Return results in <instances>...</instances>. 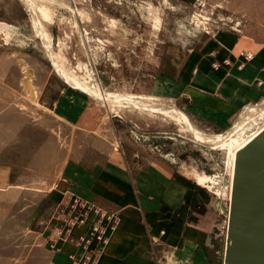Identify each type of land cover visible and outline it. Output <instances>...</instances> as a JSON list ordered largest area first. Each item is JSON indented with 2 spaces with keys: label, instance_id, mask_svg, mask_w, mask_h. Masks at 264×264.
Masks as SVG:
<instances>
[{
  "label": "rangeland",
  "instance_id": "1",
  "mask_svg": "<svg viewBox=\"0 0 264 264\" xmlns=\"http://www.w3.org/2000/svg\"><path fill=\"white\" fill-rule=\"evenodd\" d=\"M31 2L40 27L26 0H0V264H94L143 199L146 264H195L188 227L204 231L210 263L225 264L228 147L139 102L221 138L246 117L259 122L244 106L264 101V80L240 75L241 106L216 66L238 52L244 67L247 50L264 49V0ZM59 64L136 105L73 86ZM198 98L210 109L199 114ZM116 180L128 188L120 198Z\"/></svg>",
  "mask_w": 264,
  "mask_h": 264
},
{
  "label": "crops",
  "instance_id": "2",
  "mask_svg": "<svg viewBox=\"0 0 264 264\" xmlns=\"http://www.w3.org/2000/svg\"><path fill=\"white\" fill-rule=\"evenodd\" d=\"M256 45L257 47H255L254 50H250L249 48L245 47L246 49H249L247 51L253 52L255 57L251 62H247L244 67H241L244 57L241 59L238 52H236V56L238 57L235 60H230L226 57L223 64L221 63L222 66H216V79L219 81L218 86H220L221 82L223 83L230 78H234V80L231 81V83H234V85H231L229 88L233 89L231 93L236 96L233 101H239L238 99L241 98V102H237L242 103L241 106H244L246 102H242L243 98L245 97L244 91L241 92L238 88L240 87L238 81H241L242 79L240 75L245 72H250L252 74V81L264 80V49H262L263 45L260 46L258 43H256ZM229 60L232 61L234 65H232L233 63H231ZM229 65H232V67ZM235 70L238 72L233 75L232 73ZM233 103L234 102L231 101L227 102V110L230 111L232 109L236 111L239 108L241 109V106L239 107V105H235ZM195 107L199 114V111L210 109L205 102V99L202 100L199 98L197 99ZM218 109L219 108L217 106L216 109H214L216 114L219 111L222 113V111L226 110V107L225 109L220 107L219 111H217ZM118 182L120 183L118 180H116V183L115 181H112L111 184L116 186L113 187V189L120 198L123 192L128 191V188L122 187ZM130 198H128L129 202H125V205H129L131 204L130 202H134V198ZM146 206L148 207V204L143 199L141 205L143 214L140 213L135 217H132L133 215L130 214L133 211V205L131 207H127L128 210L121 214V224L118 232L114 235L113 239L107 246V249L100 255V257H98L94 264H146L148 261H150L149 240L147 236L148 228L144 224V222H147L146 216L144 214ZM189 231L191 232V236L188 234ZM181 239L185 241V247L190 249L191 253L189 256L191 259H193L195 264H211L204 248V231L198 228L188 227L186 229V233H184V236Z\"/></svg>",
  "mask_w": 264,
  "mask_h": 264
},
{
  "label": "water",
  "instance_id": "3",
  "mask_svg": "<svg viewBox=\"0 0 264 264\" xmlns=\"http://www.w3.org/2000/svg\"><path fill=\"white\" fill-rule=\"evenodd\" d=\"M225 264H264V131L236 157Z\"/></svg>",
  "mask_w": 264,
  "mask_h": 264
},
{
  "label": "bare ground",
  "instance_id": "4",
  "mask_svg": "<svg viewBox=\"0 0 264 264\" xmlns=\"http://www.w3.org/2000/svg\"><path fill=\"white\" fill-rule=\"evenodd\" d=\"M33 15L36 17V21L38 22L37 25L40 27V20L38 18V16L36 15V9L33 6L31 0H26ZM34 3V2H33ZM39 20V21H38ZM58 62V60H57ZM59 66V70L62 72H64V76L70 81V83L73 86L79 87L84 91H89L92 94H94L95 96H102V97H110L113 98L115 101H117L118 103L120 102H126L127 104H131V105H136L135 102L132 101H123L122 96H116L114 93H103L102 91L99 92V89H97L95 86L91 87L88 83H85L84 81H78V79L74 76H72L70 73L66 72V69L64 70V68L62 67L61 64L58 65ZM64 77V78H65ZM87 80V79H86ZM88 92V93H89ZM126 98V97H125ZM132 99V98H131ZM144 108H151V107H155V110H151L152 112H157V113H163L167 116H176L177 120L185 122L187 124V130L191 131L196 138H198V140L200 141H205L206 140H211L214 143H221L222 147H228L227 149H229L230 151V180H229V184H228V188L227 190L225 189V187L223 185H221L222 180L219 179L218 180V185H221V190L218 191L220 194L224 193L227 194V206H226V210L227 213L230 212V202H231V197H232V185H233V179H234V173H235V168H236V157H237V153L244 148L247 144H249L255 137H257L260 133H262L264 131V101L261 102L260 104H253V105H245L244 109L245 110H254V111H258V115H259V119L260 121L258 122L257 119H253L251 118V116L246 117L244 119H242L241 121H239V123L237 124V126L230 130V132H228L226 135H222V138L220 136H210L207 134H203L201 131H199V129L193 127L190 123V121L188 120L187 117H185L186 115H184L183 113H179L177 112L175 109L170 108V107H165L164 106H158L157 105H153V104H149L147 101H143L139 102ZM125 105V104H124ZM129 106V105H127ZM151 106V107H150ZM257 116V115H256ZM258 118V117H257ZM176 120V121H177ZM252 121H257L255 125V128L253 130L252 129V125L253 122ZM181 124V123H180ZM182 125V124H181ZM186 130V131H187ZM216 141V142H215ZM228 153V151H227ZM229 157V156H228ZM220 181V182H219ZM224 183V182H223ZM215 184V183H213ZM220 187V186H219ZM216 189V188H215ZM226 190V191H225ZM226 202V201H225ZM225 210V209H224ZM229 216V215H228Z\"/></svg>",
  "mask_w": 264,
  "mask_h": 264
},
{
  "label": "built area",
  "instance_id": "5",
  "mask_svg": "<svg viewBox=\"0 0 264 264\" xmlns=\"http://www.w3.org/2000/svg\"><path fill=\"white\" fill-rule=\"evenodd\" d=\"M246 57H247V59H251V58L253 57V55H252V53H248V54L246 55ZM118 219H119V217H118ZM118 224H119V221L117 220L115 224H112V225H111V229H112V230H115V226L118 225ZM107 232H108V231H107Z\"/></svg>",
  "mask_w": 264,
  "mask_h": 264
}]
</instances>
